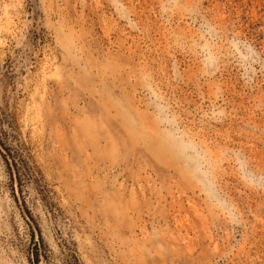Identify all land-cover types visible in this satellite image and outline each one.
I'll use <instances>...</instances> for the list:
<instances>
[{
  "label": "rangeland",
  "instance_id": "374dc122",
  "mask_svg": "<svg viewBox=\"0 0 264 264\" xmlns=\"http://www.w3.org/2000/svg\"><path fill=\"white\" fill-rule=\"evenodd\" d=\"M0 264H264V0H0Z\"/></svg>",
  "mask_w": 264,
  "mask_h": 264
},
{
  "label": "trees",
  "instance_id": "16d2710c",
  "mask_svg": "<svg viewBox=\"0 0 264 264\" xmlns=\"http://www.w3.org/2000/svg\"><path fill=\"white\" fill-rule=\"evenodd\" d=\"M37 245H38V243L35 244V246H36V247H35V249H36V251H35V256H36L37 260H39V258H38V257H39V248H38Z\"/></svg>",
  "mask_w": 264,
  "mask_h": 264
}]
</instances>
